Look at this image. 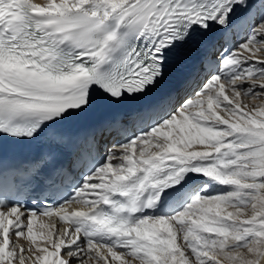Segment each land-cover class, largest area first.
Segmentation results:
<instances>
[{
  "label": "snow or ice",
  "instance_id": "6c2138e0",
  "mask_svg": "<svg viewBox=\"0 0 264 264\" xmlns=\"http://www.w3.org/2000/svg\"><path fill=\"white\" fill-rule=\"evenodd\" d=\"M207 50L103 155L64 134ZM37 146L0 171V264H264V0H0V164Z\"/></svg>",
  "mask_w": 264,
  "mask_h": 264
},
{
  "label": "bare ground",
  "instance_id": "6f19581e",
  "mask_svg": "<svg viewBox=\"0 0 264 264\" xmlns=\"http://www.w3.org/2000/svg\"><path fill=\"white\" fill-rule=\"evenodd\" d=\"M237 34H240V33H237ZM215 36H217V33H214L213 35H212V40L214 41V38H215ZM203 52V51H202ZM70 210V209H69ZM43 224H48V225H50L51 223L50 222H42ZM42 223H40V224H42ZM40 224H36V226L34 227V231H36V232H39V231H41L42 229L40 228Z\"/></svg>",
  "mask_w": 264,
  "mask_h": 264
},
{
  "label": "rangeland",
  "instance_id": "374dc122",
  "mask_svg": "<svg viewBox=\"0 0 264 264\" xmlns=\"http://www.w3.org/2000/svg\"><path fill=\"white\" fill-rule=\"evenodd\" d=\"M38 1H41L42 3H45V0H38ZM242 34H243V33H242ZM234 35H235V33H234ZM233 37H234V39H236V38H237V36H236V35H235V36H233ZM242 39H243V38H242ZM242 39H241V40H242ZM238 41H240V40H239V39H237V42H238ZM220 43H223V41L221 40V42H220ZM24 246H25V247H27L28 245H27V244H24Z\"/></svg>",
  "mask_w": 264,
  "mask_h": 264
}]
</instances>
